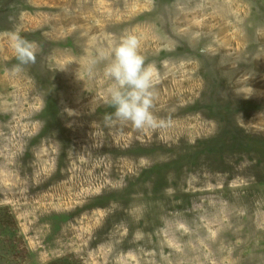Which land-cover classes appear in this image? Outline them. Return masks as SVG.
Wrapping results in <instances>:
<instances>
[{
  "label": "rangeland",
  "instance_id": "1",
  "mask_svg": "<svg viewBox=\"0 0 264 264\" xmlns=\"http://www.w3.org/2000/svg\"><path fill=\"white\" fill-rule=\"evenodd\" d=\"M126 33L159 127L105 123ZM0 210V264H264V0H0Z\"/></svg>",
  "mask_w": 264,
  "mask_h": 264
},
{
  "label": "clouds",
  "instance_id": "2",
  "mask_svg": "<svg viewBox=\"0 0 264 264\" xmlns=\"http://www.w3.org/2000/svg\"><path fill=\"white\" fill-rule=\"evenodd\" d=\"M10 46L20 66L36 63L37 47L33 42L13 33ZM100 61L106 62L104 74L111 82L105 102L114 109L105 116V123H130L137 130L161 126L153 111L157 73L141 54L140 38L126 33L117 46L107 53H100L92 63L95 65Z\"/></svg>",
  "mask_w": 264,
  "mask_h": 264
},
{
  "label": "trees",
  "instance_id": "3",
  "mask_svg": "<svg viewBox=\"0 0 264 264\" xmlns=\"http://www.w3.org/2000/svg\"><path fill=\"white\" fill-rule=\"evenodd\" d=\"M3 212L4 211L0 210V230L11 229L12 233H14V238H15L14 239L15 242H13V246L11 245V248L14 251V254H16V256L18 258H24L25 256L27 257L28 252H29V248L27 247L26 244H24V241L21 239V237H19V235H18L19 228H17L15 221L13 222L10 214H7L6 212L3 213ZM17 244L18 245L22 244V254H20L21 250H20V252H18L19 248H17V246H18ZM23 252H24V254H23ZM74 258L75 257L72 255L71 256H62V257H59L58 259L52 260L51 262H48L46 264H79V263H77L78 261Z\"/></svg>",
  "mask_w": 264,
  "mask_h": 264
}]
</instances>
